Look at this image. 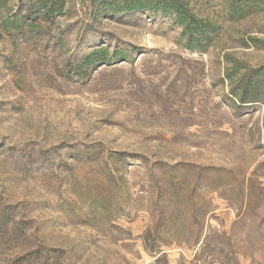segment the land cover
Instances as JSON below:
<instances>
[{"label": "rangeland", "instance_id": "obj_1", "mask_svg": "<svg viewBox=\"0 0 264 264\" xmlns=\"http://www.w3.org/2000/svg\"><path fill=\"white\" fill-rule=\"evenodd\" d=\"M182 1L0 11V264H264V3Z\"/></svg>", "mask_w": 264, "mask_h": 264}, {"label": "trees", "instance_id": "obj_2", "mask_svg": "<svg viewBox=\"0 0 264 264\" xmlns=\"http://www.w3.org/2000/svg\"><path fill=\"white\" fill-rule=\"evenodd\" d=\"M31 6L28 8V17H31V21L28 22L30 25H34L33 21L39 18L50 19L53 16L63 12L66 0H26ZM116 1V0H114ZM123 3L124 8H148L153 10H159L165 14H171L174 19L183 27L184 32L189 35L188 47L193 48L194 43L201 39H208V34L212 33L213 28L210 24L202 21H198L189 8L182 0H120ZM264 3V0H232L233 6L242 5H253L257 3ZM9 5V0H0V11L6 9ZM12 21H4V27L6 29H18L24 24V19L15 15ZM198 45V44H197ZM196 47V46H195ZM95 54L89 55L87 61H89ZM251 82H244L241 88V94L232 90V93L236 96L239 102H248L245 94L247 91H252L256 94L257 84Z\"/></svg>", "mask_w": 264, "mask_h": 264}]
</instances>
